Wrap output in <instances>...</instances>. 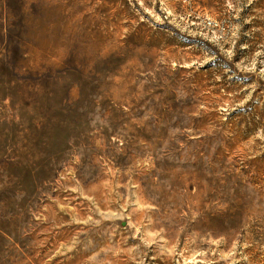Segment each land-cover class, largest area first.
I'll return each mask as SVG.
<instances>
[{"label":"rangeland","instance_id":"obj_1","mask_svg":"<svg viewBox=\"0 0 264 264\" xmlns=\"http://www.w3.org/2000/svg\"><path fill=\"white\" fill-rule=\"evenodd\" d=\"M0 264H264V0H0Z\"/></svg>","mask_w":264,"mask_h":264}]
</instances>
